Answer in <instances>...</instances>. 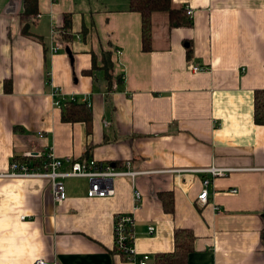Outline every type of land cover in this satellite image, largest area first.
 Masks as SVG:
<instances>
[{"label": "crops", "instance_id": "crops-1", "mask_svg": "<svg viewBox=\"0 0 264 264\" xmlns=\"http://www.w3.org/2000/svg\"><path fill=\"white\" fill-rule=\"evenodd\" d=\"M36 1L26 16L25 0H0V174L14 158L48 152L147 174L115 179L103 199L87 198V180L65 179L61 205L47 180L0 177V264H131L114 248L119 214L134 218L137 255L172 252L175 231L189 230L187 264H264V126L253 121L264 0H171L192 11L189 26L153 14L151 52L129 0ZM65 15L71 37L62 41ZM55 91L85 104L89 121H62Z\"/></svg>", "mask_w": 264, "mask_h": 264}, {"label": "built area", "instance_id": "built-area-1", "mask_svg": "<svg viewBox=\"0 0 264 264\" xmlns=\"http://www.w3.org/2000/svg\"><path fill=\"white\" fill-rule=\"evenodd\" d=\"M55 1V0H52ZM190 16L192 11L186 10ZM200 69L194 68V72ZM54 105L60 108L61 103L69 101L74 102L73 98H60V94L55 91ZM59 97V98H58ZM58 98V99H57ZM86 103V100H82ZM27 159H30L29 157ZM33 161L17 162L12 160L9 164V170L6 174H0V177L18 178V179H42L50 183L52 197L57 205H61L67 199L63 180L71 178H81L88 181L87 198L103 199L114 196L113 182L118 178H130L134 180L137 176L145 175L147 172L135 171L130 162H124L120 167L111 164L96 162L92 159H58L48 152L41 157L32 158ZM204 173L211 174L212 177L222 176L227 172L224 169L210 168L203 170ZM209 180L203 182V190L197 197V202L204 205L207 202V187ZM234 193V191H232ZM134 204L137 208L141 202V194L134 189ZM133 228L134 218L131 214H119L114 219V248L117 254L122 256L126 262L131 264H153L152 258L147 255H137L133 247ZM154 232L153 227L148 228V233ZM34 264H57V262H46L36 260Z\"/></svg>", "mask_w": 264, "mask_h": 264}, {"label": "trees", "instance_id": "trees-1", "mask_svg": "<svg viewBox=\"0 0 264 264\" xmlns=\"http://www.w3.org/2000/svg\"><path fill=\"white\" fill-rule=\"evenodd\" d=\"M36 0H25V14L32 16L36 14ZM129 10L137 12L141 16V40L142 51H152V25L151 17L155 13H166L170 17V26L172 28L189 26V21L185 18V9L173 8L171 0H129ZM63 26L60 29V36L62 41L70 39L71 19L69 15L64 16ZM95 59V58H93ZM95 60H93V65ZM102 69L105 71L106 80H111V73L113 64L110 56L107 53L102 54L101 58ZM94 67V66H93ZM62 121L66 123L73 122H88L90 114L88 107L85 104H74L73 102L61 103ZM253 121L255 125L264 126V90L256 91L254 93L253 102ZM30 159H17V162H29ZM33 161V160H32ZM165 195V194H163ZM160 195V197H163ZM163 206L167 212L172 211V206L166 202L163 197ZM194 235L189 230H177L174 233V247L173 251L169 253L156 254L153 259V264H187L189 254L193 252Z\"/></svg>", "mask_w": 264, "mask_h": 264}]
</instances>
